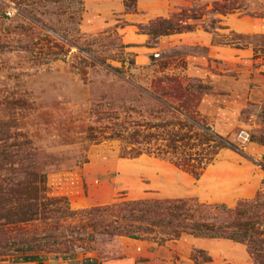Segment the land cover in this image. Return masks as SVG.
I'll list each match as a JSON object with an SVG mask.
<instances>
[{
	"label": "rangeland",
	"instance_id": "1",
	"mask_svg": "<svg viewBox=\"0 0 264 264\" xmlns=\"http://www.w3.org/2000/svg\"><path fill=\"white\" fill-rule=\"evenodd\" d=\"M207 2H193V30L153 39L139 27L192 1L135 0L130 12L122 0H0V264L74 252L112 264H255L242 243L111 237L78 214L150 199L225 210L257 194L264 201V19L245 14L264 0H238L212 30ZM182 115L237 151L220 150L197 180L168 158L129 156L188 133ZM135 133L152 140L139 147ZM256 233L264 240V224Z\"/></svg>",
	"mask_w": 264,
	"mask_h": 264
},
{
	"label": "trees",
	"instance_id": "2",
	"mask_svg": "<svg viewBox=\"0 0 264 264\" xmlns=\"http://www.w3.org/2000/svg\"><path fill=\"white\" fill-rule=\"evenodd\" d=\"M79 2L80 0H69ZM125 10L135 11V0H122ZM190 8L180 9L176 13H171L165 18H155L146 25L139 27L142 34L148 38H158L189 32L193 30L192 22L200 19V14L194 12L193 2ZM238 0H208V9L205 3L202 14L209 19L208 30L216 27L218 20L216 15L224 16L239 10ZM246 15L254 18L264 19V9L254 12H245ZM207 31L206 27H203ZM264 53V50H263ZM168 83H173L172 78H164ZM175 93L182 98L194 99L197 96L191 92ZM178 116L177 113H175ZM180 115V114H179ZM183 116V115H182ZM184 125L188 126V133L179 132L169 133L164 142L166 150L157 148L151 149L147 145L152 140V135L142 136L135 133L130 136L134 144L146 145L144 149H136L130 157H135L141 153L152 154L162 158H168L176 167L183 169L194 180H197L202 171L214 160L217 153L222 149H237L223 137L213 132L208 126L196 123L191 116H183ZM171 125H177L181 129L179 122H173ZM182 126V125H181ZM193 131L196 133L193 134ZM154 139V138H153ZM153 145V144H152ZM192 149L195 152L190 153ZM198 149V150H197ZM1 150V149H0ZM157 150L158 152H154ZM189 151V152H188ZM198 152L200 155L196 158ZM203 152V153H202ZM264 170V165L261 166ZM11 171H14L10 168ZM17 175L24 174L37 179V183L29 182L27 184H42V177L35 179L34 171L25 174L15 170ZM6 180L7 184L14 183ZM205 210L225 211L229 218L228 223L216 222L213 216H210ZM199 212H203L200 213ZM82 219L91 225L90 228L99 226L101 233L107 236H121L130 240H154L159 236L157 245L167 240H176L181 234L190 235L194 238L228 240L235 243H242L246 246L248 253L252 256L255 264H264V255L261 254V245L264 240L259 238L256 228L264 224V201L259 199L257 194L252 200L240 201L233 209H226L223 205H202L194 199L178 200H138L130 202H121L103 207H94L83 210L78 213ZM207 214V215H206ZM257 249V250H256ZM256 250V251H255ZM195 261V258H193ZM206 262H209L206 259Z\"/></svg>",
	"mask_w": 264,
	"mask_h": 264
},
{
	"label": "crops",
	"instance_id": "3",
	"mask_svg": "<svg viewBox=\"0 0 264 264\" xmlns=\"http://www.w3.org/2000/svg\"><path fill=\"white\" fill-rule=\"evenodd\" d=\"M23 264H112L111 262H99L88 254L69 253L56 258H39L29 256Z\"/></svg>",
	"mask_w": 264,
	"mask_h": 264
},
{
	"label": "built area",
	"instance_id": "4",
	"mask_svg": "<svg viewBox=\"0 0 264 264\" xmlns=\"http://www.w3.org/2000/svg\"><path fill=\"white\" fill-rule=\"evenodd\" d=\"M12 14L11 10L6 13L7 16H10Z\"/></svg>",
	"mask_w": 264,
	"mask_h": 264
}]
</instances>
